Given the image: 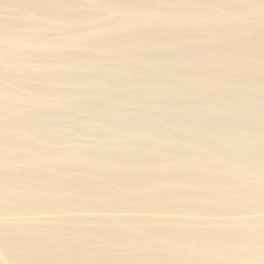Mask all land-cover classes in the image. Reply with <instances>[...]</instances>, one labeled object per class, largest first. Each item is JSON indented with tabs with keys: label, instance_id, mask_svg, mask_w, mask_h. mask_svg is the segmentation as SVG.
<instances>
[{
	"label": "bare ground",
	"instance_id": "obj_1",
	"mask_svg": "<svg viewBox=\"0 0 264 264\" xmlns=\"http://www.w3.org/2000/svg\"><path fill=\"white\" fill-rule=\"evenodd\" d=\"M0 264H264V0H0Z\"/></svg>",
	"mask_w": 264,
	"mask_h": 264
}]
</instances>
